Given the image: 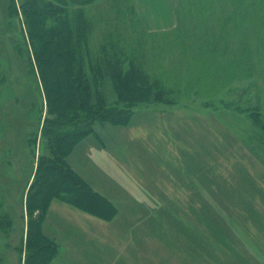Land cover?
I'll return each mask as SVG.
<instances>
[{"label":"rangeland","instance_id":"1","mask_svg":"<svg viewBox=\"0 0 264 264\" xmlns=\"http://www.w3.org/2000/svg\"><path fill=\"white\" fill-rule=\"evenodd\" d=\"M9 3L0 0V264H22L25 199L42 151L40 128L32 143L29 131L41 105L42 117L46 109L11 43L27 34L21 0L13 14ZM87 7L102 17L91 45L99 47L108 31L120 33L125 54L143 60L170 90L167 99L184 101V92L169 89L178 84L208 95L235 80L264 109V0H179L176 27L162 32L145 29L132 0ZM245 64L248 75H236ZM202 70L213 73L207 78ZM104 86L115 99L109 79ZM200 97L141 110L130 124L107 127V148L91 136L82 142L72 164L118 211L104 220L52 199L43 224L58 245L51 264H263L245 239L264 241V162L254 155L263 150L236 138L234 114L217 109L218 102L206 109Z\"/></svg>","mask_w":264,"mask_h":264},{"label":"trees","instance_id":"2","mask_svg":"<svg viewBox=\"0 0 264 264\" xmlns=\"http://www.w3.org/2000/svg\"><path fill=\"white\" fill-rule=\"evenodd\" d=\"M94 1L21 0L19 5L27 34L25 37L21 33L22 38L11 43L23 60H20L21 64L27 63L26 79L36 90V96L43 99L46 109L42 117V104L36 118L37 126L29 131L32 138L40 128L42 151L37 156L36 169L25 199L29 213L26 234L17 248L24 254L22 264H51L57 253L58 245L43 232L52 199H61L104 220L114 217L118 211L115 204L97 192L71 160L89 136L95 138L97 145L107 148L103 138L107 133L105 129L130 124L135 113L141 110H156L158 105L176 102L189 104L197 100L198 95L201 96L199 103L203 102L206 109L211 108L213 102H218L221 108L217 109L230 111L237 117L234 118L239 122V126L234 127L235 137L247 146L256 143V148L263 150V154L257 151L254 155L264 162V109L258 101L246 99L244 84L238 88L235 80H226L220 83L224 85L214 94L210 92L208 95L193 89L192 85L187 92L186 87L178 84L169 89L179 94L184 92V101L179 103L167 99L165 96L170 90L163 88L144 69L143 60L138 64L134 55L125 54L124 38L120 33L108 31L99 47L91 45L95 25L102 18L101 15L99 19L95 18L87 7ZM9 4L11 13H16L15 0H10ZM120 14L121 11L117 15L119 19ZM136 41L143 50L140 36ZM248 66L245 64L235 69L236 75L242 72L248 75ZM202 71L206 72L207 78L213 73ZM108 79L115 93L112 100L108 99L104 86ZM235 91L237 96L230 98ZM34 140L35 137L30 142ZM233 242L232 239L227 245H233Z\"/></svg>","mask_w":264,"mask_h":264},{"label":"crops","instance_id":"3","mask_svg":"<svg viewBox=\"0 0 264 264\" xmlns=\"http://www.w3.org/2000/svg\"><path fill=\"white\" fill-rule=\"evenodd\" d=\"M132 1L138 16L140 17L147 31L162 32L176 27L177 5L179 0H132ZM68 211L72 213H78L79 210L77 208H73V210H68ZM130 228L131 226H128V229ZM245 239L248 242L249 248L257 255V257L264 264V244H263L264 241L255 243L253 241L250 242L248 238Z\"/></svg>","mask_w":264,"mask_h":264}]
</instances>
